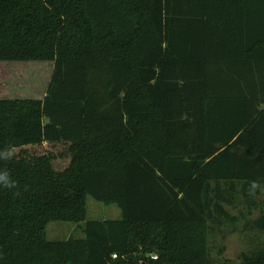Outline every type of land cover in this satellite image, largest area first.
Segmentation results:
<instances>
[{
    "label": "trees",
    "instance_id": "16d2710c",
    "mask_svg": "<svg viewBox=\"0 0 264 264\" xmlns=\"http://www.w3.org/2000/svg\"><path fill=\"white\" fill-rule=\"evenodd\" d=\"M0 61L53 63L42 99H0V264H211L209 221L264 192V0H0Z\"/></svg>",
    "mask_w": 264,
    "mask_h": 264
},
{
    "label": "rangeland",
    "instance_id": "374dc122",
    "mask_svg": "<svg viewBox=\"0 0 264 264\" xmlns=\"http://www.w3.org/2000/svg\"><path fill=\"white\" fill-rule=\"evenodd\" d=\"M53 70L52 61H0V99L40 98L45 95ZM48 150L54 155L53 166L62 169L67 166L68 155L64 145L28 149L32 154ZM262 194H252L249 199L239 193L233 196L231 203H224V209L234 219L222 218L209 221L208 246L211 264H241V255L257 248H264V232L253 226L262 213ZM121 212L116 204L106 205L91 196L86 199V219H118ZM82 236L79 223L60 220L48 222L45 238L48 240H66Z\"/></svg>",
    "mask_w": 264,
    "mask_h": 264
},
{
    "label": "clouds",
    "instance_id": "9594fccd",
    "mask_svg": "<svg viewBox=\"0 0 264 264\" xmlns=\"http://www.w3.org/2000/svg\"><path fill=\"white\" fill-rule=\"evenodd\" d=\"M0 183H4L5 185L12 187L13 185L11 184V182L8 180L7 175L6 174H0Z\"/></svg>",
    "mask_w": 264,
    "mask_h": 264
},
{
    "label": "built area",
    "instance_id": "2783aa9c",
    "mask_svg": "<svg viewBox=\"0 0 264 264\" xmlns=\"http://www.w3.org/2000/svg\"><path fill=\"white\" fill-rule=\"evenodd\" d=\"M113 257H115L116 255L114 254V255H112ZM153 258H156V256H152Z\"/></svg>",
    "mask_w": 264,
    "mask_h": 264
}]
</instances>
